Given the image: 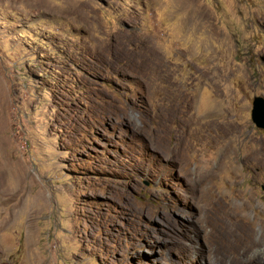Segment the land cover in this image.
<instances>
[{"label": "rangeland", "instance_id": "1", "mask_svg": "<svg viewBox=\"0 0 264 264\" xmlns=\"http://www.w3.org/2000/svg\"><path fill=\"white\" fill-rule=\"evenodd\" d=\"M264 0H0V264H264Z\"/></svg>", "mask_w": 264, "mask_h": 264}, {"label": "water", "instance_id": "2", "mask_svg": "<svg viewBox=\"0 0 264 264\" xmlns=\"http://www.w3.org/2000/svg\"><path fill=\"white\" fill-rule=\"evenodd\" d=\"M251 120L257 128L264 130V99L261 97L253 99ZM261 190L264 192V186H261Z\"/></svg>", "mask_w": 264, "mask_h": 264}]
</instances>
